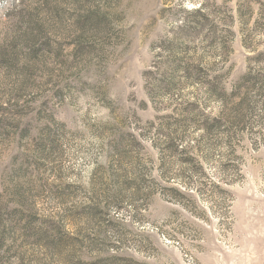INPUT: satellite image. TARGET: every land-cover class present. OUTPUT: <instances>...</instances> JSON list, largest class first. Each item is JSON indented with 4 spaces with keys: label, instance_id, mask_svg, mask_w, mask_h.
Returning a JSON list of instances; mask_svg holds the SVG:
<instances>
[{
    "label": "rangeland",
    "instance_id": "rangeland-1",
    "mask_svg": "<svg viewBox=\"0 0 264 264\" xmlns=\"http://www.w3.org/2000/svg\"><path fill=\"white\" fill-rule=\"evenodd\" d=\"M0 264H264V0H0Z\"/></svg>",
    "mask_w": 264,
    "mask_h": 264
},
{
    "label": "trees",
    "instance_id": "trees-1",
    "mask_svg": "<svg viewBox=\"0 0 264 264\" xmlns=\"http://www.w3.org/2000/svg\"><path fill=\"white\" fill-rule=\"evenodd\" d=\"M194 12L199 14L200 10H194ZM201 15L204 16L203 14ZM182 27H184V25H182ZM170 49L173 51V56L170 61L171 62V67H169L170 74H168V77L166 78V83L168 87H173L177 84L178 80L180 79L179 76L180 73L182 74V77L186 79H191L192 77H194L195 74H197V71H199L198 69H200L201 67L200 62L202 61V57L194 55L191 52L192 55L190 56V58L185 59V56H182L181 54L183 49H188V45L185 44V41H180V43L175 48L170 47ZM205 94L207 98H209L212 95H218L220 98H225L224 91L222 89L219 90V88L214 85H205ZM197 112L198 111L195 107L192 108H190L189 106L184 107L178 113H176L175 121L178 123H188L190 121H195L197 119L196 117L198 116ZM203 116L206 117V119H208L207 115H203ZM217 120L218 118L213 119L214 122L210 126L207 125L208 123L207 124L204 123V127L206 126V130L207 131L212 130V128L215 127L216 124L218 123ZM181 146L183 149L186 148V146H184L183 144Z\"/></svg>",
    "mask_w": 264,
    "mask_h": 264
}]
</instances>
